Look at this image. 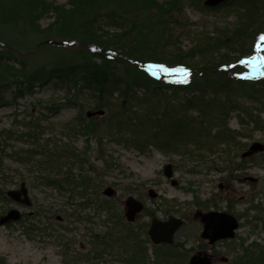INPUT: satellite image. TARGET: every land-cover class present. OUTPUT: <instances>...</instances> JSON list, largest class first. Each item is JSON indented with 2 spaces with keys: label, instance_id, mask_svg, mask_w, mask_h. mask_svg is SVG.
Masks as SVG:
<instances>
[{
  "label": "rangeland",
  "instance_id": "obj_1",
  "mask_svg": "<svg viewBox=\"0 0 264 264\" xmlns=\"http://www.w3.org/2000/svg\"><path fill=\"white\" fill-rule=\"evenodd\" d=\"M56 2L66 4L68 0ZM240 12L237 5L202 10L186 2L184 12L171 26L174 47L187 52L201 45L194 52L197 61L214 62L248 53L257 25L250 27L245 36L232 38L233 28L241 24ZM51 21L44 19L42 27ZM103 29L118 33L113 28ZM8 33L10 39L18 35L11 30ZM217 34L226 36L229 46L223 45L217 54L200 52L204 45L214 43V39H208ZM21 40L25 41L19 49L31 53L26 58L31 69L58 62L59 55L66 51L51 45L37 49L42 38L35 35ZM255 56L263 55L246 56L239 62L253 77L264 72V67L260 71L253 67ZM154 70L162 80L181 79L178 71ZM75 94L77 91H66L50 81L16 100L9 93L7 101L0 105V140L4 149L0 191L6 194L24 182L32 202L27 206L0 199V219L12 209L21 214L18 220L0 224V264H127L126 259L132 261L135 256L136 243L133 248L125 243L131 230L140 237V227L149 226L152 218L172 216L185 219L175 243L153 246L151 241H144L147 263L131 264H189L190 257L203 250L229 258L227 263L219 260L218 264H238L247 256L253 262L243 264H264V151L242 157L253 143L264 144L263 100L249 98L242 90L232 93L237 108L228 126L237 132L236 143L216 146L215 154L195 146L186 154H165L156 148L142 153L116 141L108 129V113L89 121L86 114L99 110V103L87 94ZM117 94L111 100L113 109L120 107ZM191 95L179 93L177 101ZM84 125L89 126L85 131ZM167 163L173 165L176 185L164 175ZM83 177L90 182L86 190L78 185ZM107 187L114 188L117 194L105 196ZM150 189L158 193L157 197L148 196ZM83 193L88 199L82 197ZM130 195L144 201L146 211L128 227L123 225V203ZM208 210L230 212L237 217L240 228L236 237L211 248L201 238L202 223L195 218L198 211Z\"/></svg>",
  "mask_w": 264,
  "mask_h": 264
},
{
  "label": "trees",
  "instance_id": "obj_2",
  "mask_svg": "<svg viewBox=\"0 0 264 264\" xmlns=\"http://www.w3.org/2000/svg\"><path fill=\"white\" fill-rule=\"evenodd\" d=\"M186 2L206 10L203 0H68L66 4L56 0H0V105L9 93L16 100L32 93L35 86L52 81L61 89L77 91L74 96L87 94L96 100L108 113V129L114 139L139 152L156 148L165 154H186L195 146L215 154L216 146L236 143L237 132L228 126L237 108L232 93L242 90L249 98L264 101V76L247 77V67L239 65L247 55L264 54V48H256L264 35V0H230L224 4L231 8L237 5L242 11L238 17L245 26L234 27L232 38L245 36L254 24L257 30L252 33L248 53L214 62L197 61L194 52L201 49L199 44L187 52L174 47L171 26L184 12ZM46 18L52 21L42 27ZM104 27L118 33L106 32ZM8 30L18 35L10 39ZM30 35L65 40L68 45L58 49L66 51L58 62L31 69L26 62L31 53L19 49L25 41L21 39ZM225 37L217 34L209 38L208 42L214 39V43L204 45L200 52L219 53L223 45L229 46ZM150 64L186 68L190 75L187 82H164L149 71ZM116 92L120 107L113 109L111 100ZM182 92L192 95L177 101ZM87 127L84 125V131ZM3 153L0 140V160ZM89 183V178L83 177L78 185L86 190ZM82 197L88 199L84 193ZM0 199L9 200L1 191ZM123 225L132 226L125 220ZM146 227H140V237L133 230L125 237L127 247L136 243L132 247L134 260L126 259L127 264L147 263L143 243L149 241ZM248 257L237 263L253 262Z\"/></svg>",
  "mask_w": 264,
  "mask_h": 264
},
{
  "label": "water",
  "instance_id": "obj_3",
  "mask_svg": "<svg viewBox=\"0 0 264 264\" xmlns=\"http://www.w3.org/2000/svg\"><path fill=\"white\" fill-rule=\"evenodd\" d=\"M229 0H204V5L208 8L218 7ZM65 43L54 39H45L37 44V48L42 45H54L62 46ZM105 114V110L89 111L88 117L102 116ZM264 151V144L260 142L253 143L249 150L243 154V156L251 155L255 152ZM164 174L166 177L172 179V184L176 185L178 182L174 179V170L172 164H166L164 167ZM103 194L107 197H113L116 195V190L112 187H107ZM7 196L16 202H20L26 205H31V200L28 195V189L23 182L20 189H12L7 191ZM149 196L155 198L157 193L153 190H149ZM145 205L142 201L134 196H129L124 201V214L129 222H134L140 213L144 210ZM21 214L18 210L12 209L9 213L0 220V224L8 222L10 220H18ZM195 218H199L203 223V231L201 233L202 238L207 239L210 244L222 239H229L235 237L236 230L239 227L238 219L227 213L220 211H198L195 213ZM184 224V221L178 217H170L167 220H161L159 218H153L148 230V234L154 244L160 243H173L174 235L176 231ZM189 264H215L214 258L208 252H197L189 261Z\"/></svg>",
  "mask_w": 264,
  "mask_h": 264
},
{
  "label": "snow or ice",
  "instance_id": "obj_4",
  "mask_svg": "<svg viewBox=\"0 0 264 264\" xmlns=\"http://www.w3.org/2000/svg\"><path fill=\"white\" fill-rule=\"evenodd\" d=\"M260 39H261L262 41H264V35H261ZM256 48H257V51H260V49H261V45H260V44H257V45H256ZM252 59L256 61V63L253 64V67L255 68V70L260 71V69H261L262 67H264V56H255V57H253ZM245 62H247V63H252V61H242V63H245ZM148 68H149L150 71H152V74H153L154 76L157 74V73L155 72V70H154L155 68H160L161 70L169 71V72H176V71H178V72L181 73V80H182L183 82H187V80H188V76L190 75L189 70L186 69V68H180V69H166V68H164L163 65H148ZM260 74H261L262 76H264V72H260Z\"/></svg>",
  "mask_w": 264,
  "mask_h": 264
},
{
  "label": "flooded vegetation",
  "instance_id": "obj_5",
  "mask_svg": "<svg viewBox=\"0 0 264 264\" xmlns=\"http://www.w3.org/2000/svg\"><path fill=\"white\" fill-rule=\"evenodd\" d=\"M221 242V241H220ZM217 243H219V242H217ZM216 243V244H217ZM212 248H214L213 246H211ZM212 256H213V258H214V260L217 262V264H218V262L219 261H217V258H219L215 253H212ZM220 259V258H219ZM221 259H223V261H226V258L225 257H221Z\"/></svg>",
  "mask_w": 264,
  "mask_h": 264
}]
</instances>
